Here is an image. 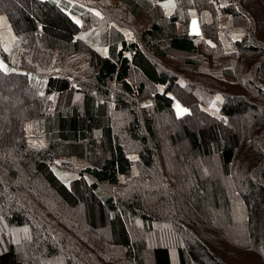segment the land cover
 I'll return each mask as SVG.
<instances>
[{
    "label": "trees",
    "instance_id": "16d2710c",
    "mask_svg": "<svg viewBox=\"0 0 264 264\" xmlns=\"http://www.w3.org/2000/svg\"><path fill=\"white\" fill-rule=\"evenodd\" d=\"M23 1L0 0V78L35 100L0 144V264H264V0Z\"/></svg>",
    "mask_w": 264,
    "mask_h": 264
},
{
    "label": "rangeland",
    "instance_id": "374dc122",
    "mask_svg": "<svg viewBox=\"0 0 264 264\" xmlns=\"http://www.w3.org/2000/svg\"><path fill=\"white\" fill-rule=\"evenodd\" d=\"M13 1H14V4L19 8H25L28 6V3H25L23 0H13ZM71 1H82V0H71ZM90 1H88V2L90 3ZM24 3L26 4V6ZM111 4H113V2H111L110 5ZM88 10H90L92 12L93 18L102 17L100 15H96L97 11L95 9H93L92 7L88 6ZM178 28L181 31L183 30L181 24L178 25ZM0 32L3 36V38L5 40H8V38L10 37L11 29L8 26H6L2 17H0ZM128 33L129 32H126L127 35H128ZM189 33L195 34L197 36L200 35V31H199V27L197 25V21H195L193 19L190 21ZM37 47H38L37 48L38 52L41 54V56H43V54L46 53L47 49L44 48L43 46H40V45H38ZM172 63H174V62H172ZM177 73H179V71ZM34 101H35L34 95L32 94V92H29L25 89V87L23 86V83L21 81L10 80V79H6V78H0V107L2 109L0 112V142H1L0 144L1 145H3V143L9 144L8 141H6V140L10 141L11 136L15 137V135L17 134L16 120H18L20 118V116H22L23 112H25V110H27V108L30 109V107H34V104H33ZM141 103L145 104V103H147V101L146 100L141 101ZM177 105L179 106V109L181 110L180 112H178ZM174 111L177 115H182L184 113H188L189 109L187 107L181 106L180 103H178V101H177V103L174 105ZM28 112H30V111H28ZM190 124L192 125V127H194L193 128L194 130L198 129L199 127H203L205 125V124H203L202 120L196 119V118L191 120ZM157 128L161 130L160 135L162 136L163 140H165V146H166L165 148H166L167 156L170 157L171 154H172V156L176 155L179 152V150L181 149V147L176 148V147L172 146L173 151L170 152L171 147H169L167 144V141L169 140V135L173 134V132L176 130V128L174 127V131H173L171 129V125L168 122V119H166V118L161 123L160 126L159 125L157 126ZM240 129H241V126H240L239 122H236V127L233 129L234 133L238 134ZM25 131L27 132L28 135L32 134V137L30 139H28V142L30 145H34V144L39 143L41 138H40V134L36 131V124H32V122L27 121V123L25 124ZM230 131H232V129H230ZM7 133L8 134L10 133V134L7 136V139L4 140L3 135L7 134ZM4 141L7 143H5ZM67 159H70V158H67ZM70 160L72 161L73 159L71 158ZM203 162L206 164L209 163L206 161H202V163ZM202 163L194 164L195 176H197V175L202 176L200 174L202 172L199 170L202 166ZM217 170H218V167H217ZM180 172H181V174H187L185 168H180ZM210 172L212 175H214V172L217 174V171L215 169V163L214 164L212 163L210 165ZM185 177L188 178L187 176H185ZM186 182H187V179H186ZM220 183H221V185H223V180H221ZM186 187H188V184L185 185V188ZM179 190H181L180 187H179ZM83 201L86 202L85 199ZM212 223L216 226H220L219 224H215L214 221L210 222V224H212ZM160 231H161V233H166V234L169 233L168 228H164V227ZM17 235L20 238L24 236L18 232H17ZM92 235H94V234H92ZM102 236H103V234L100 236V238H102ZM30 257H31L30 252H28V256L26 255V258L29 261V263H30V259H29ZM35 264H38V263H35ZM39 264H43V263L39 262ZM48 264H63V263L60 259L57 262L53 261V262H49Z\"/></svg>",
    "mask_w": 264,
    "mask_h": 264
},
{
    "label": "snow or ice",
    "instance_id": "6c2138e0",
    "mask_svg": "<svg viewBox=\"0 0 264 264\" xmlns=\"http://www.w3.org/2000/svg\"><path fill=\"white\" fill-rule=\"evenodd\" d=\"M165 7H167L168 5L166 4V5H164ZM96 15H99V13H96ZM77 23H79V21H77ZM195 23V22H194ZM5 50H7V49H5ZM0 68H3V65H0ZM4 70L5 71H7V69L6 68H4ZM177 108H178V112H180L181 110L179 109V106L177 105Z\"/></svg>",
    "mask_w": 264,
    "mask_h": 264
}]
</instances>
